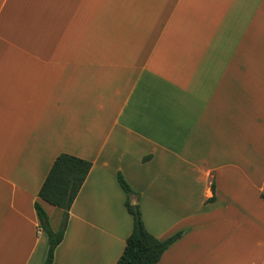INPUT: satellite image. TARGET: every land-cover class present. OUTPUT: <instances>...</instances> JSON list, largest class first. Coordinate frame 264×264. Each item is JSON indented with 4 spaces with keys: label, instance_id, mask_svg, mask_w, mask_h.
Here are the masks:
<instances>
[{
    "label": "crops",
    "instance_id": "crops-1",
    "mask_svg": "<svg viewBox=\"0 0 264 264\" xmlns=\"http://www.w3.org/2000/svg\"><path fill=\"white\" fill-rule=\"evenodd\" d=\"M61 154L92 168L53 264H117L118 174L149 233H183L158 264L209 237L264 264V0H0V264H44Z\"/></svg>",
    "mask_w": 264,
    "mask_h": 264
},
{
    "label": "trees",
    "instance_id": "trees-1",
    "mask_svg": "<svg viewBox=\"0 0 264 264\" xmlns=\"http://www.w3.org/2000/svg\"><path fill=\"white\" fill-rule=\"evenodd\" d=\"M92 168V163L69 154L59 155L53 163L38 197L49 205L63 212L62 222L58 231L51 228L49 216L40 203H35V211L39 218L40 227L46 234L49 242V250L45 264H53L56 248L61 244L67 228L69 212L77 198L85 180ZM118 182L125 192L126 208L133 217V231L126 241L125 249L117 264H158L163 254L182 236L178 232L164 240L155 238L145 228L139 196L135 193L121 174H118ZM214 192V184H212ZM137 199L133 204V197ZM264 199V193H262Z\"/></svg>",
    "mask_w": 264,
    "mask_h": 264
},
{
    "label": "rangeland",
    "instance_id": "rangeland-1",
    "mask_svg": "<svg viewBox=\"0 0 264 264\" xmlns=\"http://www.w3.org/2000/svg\"><path fill=\"white\" fill-rule=\"evenodd\" d=\"M55 210L56 211H51L52 214H51V220H50L51 224L50 225L54 231H58L60 228L61 222H62L63 212L59 209H55ZM215 230H216L215 227L210 228V231L212 232V234H216ZM214 245H216L214 244V240L209 237L207 240L204 241L203 244L200 243V246L204 248V250L199 251L202 253L197 255L196 252L192 251L189 254L190 256L189 259L193 260L195 264L196 263L197 264H222V260H220L217 255L211 253L212 250H214ZM234 248L236 249V246H234ZM248 248L249 247L244 244L241 246L240 250L242 253H248L250 251ZM46 258H47V255H46ZM229 261L231 262V264H234V263L236 264L237 260H234V256H233V259ZM246 261L247 260H241L240 264H244ZM185 263H186V253H180L178 257H176L175 259H173V257H169L167 260H165L163 264H185Z\"/></svg>",
    "mask_w": 264,
    "mask_h": 264
}]
</instances>
